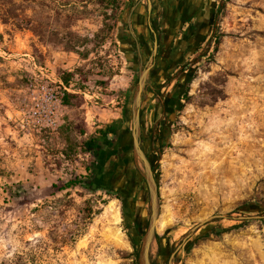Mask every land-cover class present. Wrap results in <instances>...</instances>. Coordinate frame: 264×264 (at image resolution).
I'll return each instance as SVG.
<instances>
[{"label":"rangeland","instance_id":"rangeland-1","mask_svg":"<svg viewBox=\"0 0 264 264\" xmlns=\"http://www.w3.org/2000/svg\"><path fill=\"white\" fill-rule=\"evenodd\" d=\"M125 1L0 0V262L22 254L27 264H138L150 213L141 164L131 168L138 178L128 215L109 189L63 188L84 179L91 138L122 124L136 72L152 64V40L133 62L121 50ZM157 1L149 0L150 14H168L170 0ZM213 34L220 37L210 54ZM190 63L155 151L143 139L160 204L151 262L168 264L175 251L171 264H264V0H217L210 35ZM34 79L68 88L54 131L33 126L22 110ZM18 182L25 191L14 196ZM90 204L96 212L85 220Z\"/></svg>","mask_w":264,"mask_h":264},{"label":"flooded vegetation","instance_id":"flooded-vegetation-1","mask_svg":"<svg viewBox=\"0 0 264 264\" xmlns=\"http://www.w3.org/2000/svg\"><path fill=\"white\" fill-rule=\"evenodd\" d=\"M213 20L214 17L212 22ZM212 22L210 23L211 27ZM161 28H164L163 24ZM175 35H178L177 39L181 38L180 33ZM168 36V33H156V36L152 34L150 36L152 40L150 51L153 53L150 58L152 64L145 77L140 105L138 106V142L146 157L148 154L144 149L143 139L148 140L150 149L155 151L157 147V144L153 145L155 132L164 126L166 128L171 114L178 111V105L182 101L185 92L186 81L182 78L186 76L189 64H191H186L183 62L184 59H181L177 50L178 45H173L174 38L172 46L169 48L167 44ZM153 39L156 40L155 44H153ZM169 52H173L172 58L168 57ZM137 76L138 70L136 79ZM127 95L128 90L125 97ZM129 112L130 108L128 112L124 108L122 124L112 125L106 131L100 132L98 136L91 138L89 143V156L91 159L87 165L89 169L88 176L92 179L94 185L109 189L120 198L123 214H127L130 182L132 179L138 178L131 168L135 167L137 163L141 164V160L135 154L133 148L132 119L131 115L128 114ZM156 140H159L158 136ZM150 164L152 167L151 161ZM141 179L144 180L142 176Z\"/></svg>","mask_w":264,"mask_h":264},{"label":"crops","instance_id":"crops-1","mask_svg":"<svg viewBox=\"0 0 264 264\" xmlns=\"http://www.w3.org/2000/svg\"><path fill=\"white\" fill-rule=\"evenodd\" d=\"M148 1L130 0L133 5L129 8V0H126L117 22L121 50L129 62L135 61L134 58L138 56L145 57L151 34L156 36V33H168L169 48L174 38L173 45H178L181 59L186 64L190 63L192 56L203 44V39L210 35V23L215 15L217 0H170V10L163 16H152ZM142 3H145L144 10L141 8ZM163 4V0L157 1L159 7H163ZM162 24L164 28H161ZM176 33L181 34L180 39H177ZM172 55L173 52H169L168 57L172 58Z\"/></svg>","mask_w":264,"mask_h":264},{"label":"water","instance_id":"water-1","mask_svg":"<svg viewBox=\"0 0 264 264\" xmlns=\"http://www.w3.org/2000/svg\"><path fill=\"white\" fill-rule=\"evenodd\" d=\"M149 4L150 3L148 1V5ZM149 68L150 65H145L144 67L138 69V76L135 81L131 103H130V115L132 119V130H131L132 143H133L134 152L140 158L141 164L143 166V172L141 173V176L144 178L145 181V187L147 189V195H148L147 201L150 208V213L148 216L146 228L142 236L141 242L138 246V264H152L149 256V251H150L151 243L155 239V221L159 214V206H160L156 176L153 173L149 159L146 157L144 151H142L141 148L139 147V142H138V132H139L138 106L140 105L141 91ZM142 198L144 197L142 196ZM223 216H226V214L220 213V214L209 215L201 219L197 224L191 227L190 231H195L201 224H204L210 219L223 217ZM174 252L175 251H172L170 253L168 258V264H171V257L173 256Z\"/></svg>","mask_w":264,"mask_h":264},{"label":"built area","instance_id":"built-area-1","mask_svg":"<svg viewBox=\"0 0 264 264\" xmlns=\"http://www.w3.org/2000/svg\"><path fill=\"white\" fill-rule=\"evenodd\" d=\"M27 89L28 95L24 98L27 107L22 110L33 126L54 131L60 124L62 96L68 88L61 82L34 79Z\"/></svg>","mask_w":264,"mask_h":264},{"label":"trees","instance_id":"trees-1","mask_svg":"<svg viewBox=\"0 0 264 264\" xmlns=\"http://www.w3.org/2000/svg\"><path fill=\"white\" fill-rule=\"evenodd\" d=\"M111 14H113L114 17H116L118 15V6L117 4L114 6V8L111 9ZM219 37L220 35L218 36H215L213 34V36H211V38L209 39V41L207 42V45H206V49L205 50H208V49H211V52H209L210 54H212V52L214 50H216L217 48V43L219 42ZM209 51V50H208ZM127 91H124V93H126ZM64 100L66 101L67 100V97L65 96ZM89 174V169L88 167L86 166V174L85 175H82L84 176V179H80V178H74L72 180H69L67 181L63 186V188H69L71 186H76V185H81V186H84L86 187L87 189H90V190H94L95 188H104V187H97L96 185H94V183L92 182V179L88 176ZM14 186V190L9 189V193L16 196L18 193L20 192H23L25 191V187L22 185V183L18 182V183H14L13 184ZM249 204H254L255 206H257L258 203H252V201L249 202ZM255 210H259L258 208L255 209ZM96 212V208L94 207L93 204H90V206L88 207L87 211L85 212L84 214V219L87 220L89 219L94 213ZM261 221H264V217H261L260 218ZM239 227V224L236 223V224H233V225H230V226H227V227H220L217 231L213 232V231H208L207 234L203 235L205 237L208 236V234L210 233H216V234H220L223 230H228V229H235ZM81 226L78 224L77 226L74 227V229L71 231V234L72 236H77L81 233ZM202 235L199 233L198 235H196L195 239L191 242H189L183 249V251L186 253L188 252V250L196 244V241H197V238L201 237ZM172 252V251H171ZM16 261L10 259L9 262H0V264H27V260L28 259H25L23 257L22 254H18L16 256Z\"/></svg>","mask_w":264,"mask_h":264},{"label":"bare ground","instance_id":"bare-ground-1","mask_svg":"<svg viewBox=\"0 0 264 264\" xmlns=\"http://www.w3.org/2000/svg\"><path fill=\"white\" fill-rule=\"evenodd\" d=\"M155 223H156V221H155Z\"/></svg>","mask_w":264,"mask_h":264}]
</instances>
